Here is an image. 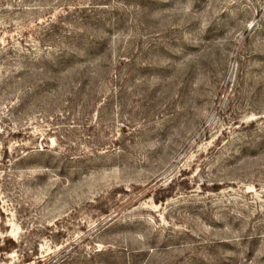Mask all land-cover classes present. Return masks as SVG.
Here are the masks:
<instances>
[{
  "label": "rangeland",
  "instance_id": "obj_1",
  "mask_svg": "<svg viewBox=\"0 0 264 264\" xmlns=\"http://www.w3.org/2000/svg\"><path fill=\"white\" fill-rule=\"evenodd\" d=\"M0 264H264V0H0Z\"/></svg>",
  "mask_w": 264,
  "mask_h": 264
}]
</instances>
